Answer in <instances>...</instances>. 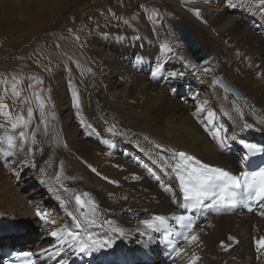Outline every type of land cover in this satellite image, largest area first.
Wrapping results in <instances>:
<instances>
[{
	"label": "bare ground",
	"instance_id": "obj_1",
	"mask_svg": "<svg viewBox=\"0 0 264 264\" xmlns=\"http://www.w3.org/2000/svg\"><path fill=\"white\" fill-rule=\"evenodd\" d=\"M71 1L81 0H32V7ZM164 3L168 11L157 23L140 17L138 23L128 24L121 16L88 35L79 31L86 52L78 54L76 76L60 69L48 78L50 92L58 94L55 100L63 106L50 123L29 121L26 128L13 132L11 123L17 116L29 119L18 100L7 96L10 85L0 82V224L43 230L41 237L49 240L26 244L37 253V264H69L70 252L79 260L115 254L132 258L136 253L123 249L130 246L152 264H189L193 252L199 256L197 264H264L254 243L264 236V215L259 214L264 209L259 206L251 213L202 214L192 229L198 241L182 242L184 251L169 262L158 242L136 235L139 220L150 213L179 210L180 193L172 176L176 148L210 165L237 170L240 162L233 152L239 151L235 143L247 131L242 124L249 125L250 136L254 130L264 131V7L255 0ZM175 25L191 31L207 54L203 63L193 59L173 31ZM217 75L234 91L214 83ZM180 93L184 95L176 99ZM69 94L74 95L75 111L66 99ZM217 129L222 143L213 137ZM20 131L29 139L21 142ZM9 135L16 137L11 149L5 139ZM26 168L33 177L29 181L37 182L44 193L42 198L32 190L19 193L28 183L21 174ZM67 187L89 193L95 215L90 206L78 211L74 197L64 191ZM64 227L79 231L76 241L51 235ZM4 232L0 243H8L0 249L31 234ZM89 235L107 244L85 246Z\"/></svg>",
	"mask_w": 264,
	"mask_h": 264
},
{
	"label": "rangeland",
	"instance_id": "obj_2",
	"mask_svg": "<svg viewBox=\"0 0 264 264\" xmlns=\"http://www.w3.org/2000/svg\"><path fill=\"white\" fill-rule=\"evenodd\" d=\"M164 4V0H81L71 1L65 6L47 7L42 5L34 10L32 0H3V2L0 0V82L10 85L6 92L7 96L10 97V100H18V105L22 106L26 112L24 115L27 119H29L28 110L32 109L33 115L29 121L47 124L51 120L58 119L63 106L61 101H58L57 98V101L55 100L58 94L50 92L51 86L48 78L54 77L60 69L69 71L68 73L76 76L74 71H77L78 68V54L82 51L86 52L83 50L85 46H83L80 32L88 35L94 30V27L104 28L105 23L121 16L126 18L128 24L138 23L141 20L140 17L157 23L168 11ZM185 28L190 31L187 27ZM147 73H149V68L143 72V74ZM235 87L238 88V86ZM182 95L184 94H176L175 98ZM66 99L70 103V108L73 111L77 110L74 95L69 94ZM41 103L44 105L43 108L40 107ZM60 106L61 108H59ZM243 125L249 126L242 124V127ZM243 129L245 128L243 127ZM253 132L255 133L250 136L251 140L256 134L260 137L264 134V131L254 130ZM237 142L235 144L240 151L241 148L237 146ZM21 172L23 177L27 178L25 181L28 180V183L24 189L18 190L19 193L32 190L36 192V195L39 194L40 198L45 196L38 188L37 182L29 181L33 178L30 176L29 168L21 169ZM17 186L20 184L14 185V187ZM13 226L15 225L5 222L0 224V238H3L4 231L11 236L29 231L31 232L30 237L17 240L16 245L23 247H30L26 244L30 241L36 242L40 238L39 241L50 239L41 237L43 230L37 226L34 229L29 225H18L17 228H15L17 225ZM3 242L8 243V241ZM3 242L0 244H5ZM123 249L128 253L135 252L136 254L132 258L125 256L118 258L115 254L108 258L87 260L84 257L79 260L77 253L70 252L68 256L72 261L69 264H86L87 262V264H152V261H148L146 256L138 255L140 249L137 247L130 246Z\"/></svg>",
	"mask_w": 264,
	"mask_h": 264
},
{
	"label": "snow or ice",
	"instance_id": "obj_3",
	"mask_svg": "<svg viewBox=\"0 0 264 264\" xmlns=\"http://www.w3.org/2000/svg\"><path fill=\"white\" fill-rule=\"evenodd\" d=\"M255 2L257 5L264 7V0H255ZM193 12L199 17L200 13L198 9H194ZM159 70L160 69L157 68L152 75L155 77ZM37 99H39V97H37ZM43 106V103H41L40 107L43 108ZM198 111H200V109H198ZM5 115H7V113H5ZM32 115V109L29 108V120ZM29 120H25L22 116H17L15 121L11 123L12 131L15 132L18 128H26ZM213 137L218 142H223L219 129L213 133ZM5 139L8 148L11 149L16 147L15 136L9 135ZM19 139L23 142L29 139V137L25 131H20ZM6 154L11 155L10 152ZM178 158V162L174 165V170L177 172L180 181V189L183 193V200L187 207L199 212L208 208H215L217 210L233 209L238 205H243L248 211H252L251 204H257L260 208L264 209V168L260 169L259 172L244 173L243 182H241V180L234 177L230 172L223 168L213 167L206 163H202L200 160L186 154L185 152H179ZM92 171H95V169H92ZM59 178V173H57V180H59ZM64 191L72 193L78 211L90 206V213L95 215L97 208L90 198L89 193L84 192L81 194L68 188H65ZM61 203H63V201H61ZM259 214L264 215V212ZM72 215V213H69V216ZM81 215H84L85 219H87V216L84 213H81ZM74 219L78 221L79 217H74ZM155 220H158L161 225L165 223L164 217L162 216L156 217ZM92 223H95V221L93 220ZM141 223L148 228L155 227L154 222L150 220H143ZM75 227L76 229H80L81 224L77 222ZM51 235L61 240H64L66 237H71L73 241H76L80 233L79 231H72L69 227H64L53 231ZM184 239L189 245L195 244L198 241V236L192 232L190 224L187 226V233L184 234ZM229 239L231 240L232 237H229ZM254 243L257 253L264 255V236L255 239ZM84 244L85 246H96L99 248L104 247L107 244V241L98 240L89 235ZM221 246H224L223 242H221ZM83 250L84 247H81V251ZM225 250H227V248H225ZM183 251V249H180L177 254L179 255ZM59 254L60 250L57 249L56 255ZM24 255L29 254L25 253ZM198 260L199 256L193 252L189 264H197Z\"/></svg>",
	"mask_w": 264,
	"mask_h": 264
},
{
	"label": "water",
	"instance_id": "obj_4",
	"mask_svg": "<svg viewBox=\"0 0 264 264\" xmlns=\"http://www.w3.org/2000/svg\"><path fill=\"white\" fill-rule=\"evenodd\" d=\"M173 30L176 31L181 36L183 43L188 47L189 52H190L191 56L193 57V59H195L197 62H200L201 60H203V58L205 56V52L198 47V45H197L194 37L190 33V31H188L185 27H183L181 25L173 26ZM213 81H214V83L222 85L224 88L228 89L229 91H231V90L234 91V87L230 86L227 83V81H225V78H222L221 75L215 76ZM17 227L18 226H16L15 228H17Z\"/></svg>",
	"mask_w": 264,
	"mask_h": 264
}]
</instances>
